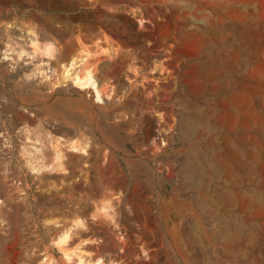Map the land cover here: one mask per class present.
I'll return each instance as SVG.
<instances>
[{"label": "rangeland", "instance_id": "1", "mask_svg": "<svg viewBox=\"0 0 264 264\" xmlns=\"http://www.w3.org/2000/svg\"><path fill=\"white\" fill-rule=\"evenodd\" d=\"M0 264H264V0H0Z\"/></svg>", "mask_w": 264, "mask_h": 264}, {"label": "bare ground", "instance_id": "2", "mask_svg": "<svg viewBox=\"0 0 264 264\" xmlns=\"http://www.w3.org/2000/svg\"><path fill=\"white\" fill-rule=\"evenodd\" d=\"M247 204H249V203H245L244 205L242 204V208H250V204L248 206H247Z\"/></svg>", "mask_w": 264, "mask_h": 264}]
</instances>
